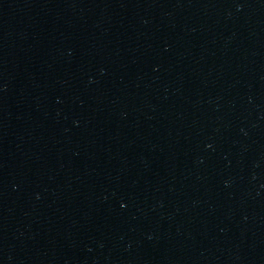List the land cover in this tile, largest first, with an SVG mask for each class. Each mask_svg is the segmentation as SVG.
I'll return each instance as SVG.
<instances>
[{
    "label": "water",
    "instance_id": "water-1",
    "mask_svg": "<svg viewBox=\"0 0 264 264\" xmlns=\"http://www.w3.org/2000/svg\"><path fill=\"white\" fill-rule=\"evenodd\" d=\"M0 264H264V0H0Z\"/></svg>",
    "mask_w": 264,
    "mask_h": 264
}]
</instances>
